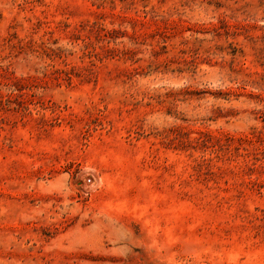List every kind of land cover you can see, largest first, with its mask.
<instances>
[{
	"label": "rangeland",
	"instance_id": "rangeland-1",
	"mask_svg": "<svg viewBox=\"0 0 264 264\" xmlns=\"http://www.w3.org/2000/svg\"><path fill=\"white\" fill-rule=\"evenodd\" d=\"M0 264H264V0H0Z\"/></svg>",
	"mask_w": 264,
	"mask_h": 264
},
{
	"label": "bare ground",
	"instance_id": "bare-ground-1",
	"mask_svg": "<svg viewBox=\"0 0 264 264\" xmlns=\"http://www.w3.org/2000/svg\"><path fill=\"white\" fill-rule=\"evenodd\" d=\"M88 183H90V182H88ZM92 185H94V184H92Z\"/></svg>",
	"mask_w": 264,
	"mask_h": 264
}]
</instances>
